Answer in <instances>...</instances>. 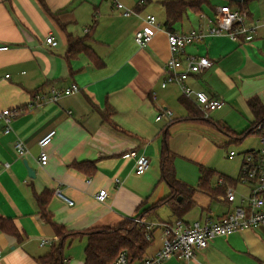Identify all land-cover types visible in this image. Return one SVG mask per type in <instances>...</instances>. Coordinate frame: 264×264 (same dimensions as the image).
Masks as SVG:
<instances>
[{"label": "crops", "instance_id": "1", "mask_svg": "<svg viewBox=\"0 0 264 264\" xmlns=\"http://www.w3.org/2000/svg\"><path fill=\"white\" fill-rule=\"evenodd\" d=\"M116 1L137 13L124 15ZM162 1L46 0L56 19L39 0H0V44L9 45L0 51V110L15 112L9 132L0 124V217L11 218L24 236L19 241L0 228V264H40L37 257L57 241L54 227L39 213L35 198V192L45 188L54 190L48 210L55 221L76 232L138 216L148 222L163 221L159 209H170L161 203L170 188L161 179L160 161L164 128L171 122L175 121L168 128V144L175 167L182 155L206 166L208 160L194 150L202 143L212 145L209 132L226 144L255 138L243 152L262 147L259 133L246 138L238 134L255 121L249 99L259 97L264 102V27L251 42L240 44L227 35H214L185 48L182 56H208L213 61L186 83L224 100L221 108L204 118L196 114L201 108L195 99L184 95L178 84L162 87L170 56ZM233 1L236 4L223 1L221 5L244 9L252 19L264 18V0ZM148 14L156 16L161 29L141 47L135 34ZM209 18L213 17L189 11L175 29L188 32L205 27ZM49 33L55 35L57 46L46 43ZM70 35L89 37L86 44L102 58V64L85 52L67 58ZM73 83L80 91L50 100L53 87L65 89ZM165 108L173 115L156 120ZM51 129L56 135L46 146L49 160L43 165L39 140ZM19 139L27 148L24 155L15 149ZM131 150L149 157L145 173L135 172L136 157L128 155ZM82 161L94 163L81 168L73 164ZM6 162L9 166L4 167ZM25 162L35 170L34 177ZM198 183L192 185L196 188L194 205L183 217L188 223L215 220L232 211L251 187L241 181L234 184L235 188L246 186L248 193L237 194L230 203L225 195L211 196L200 190ZM211 185L217 187L218 178ZM100 189L107 190L103 202L96 198ZM168 219H176L171 209ZM86 244V235L67 241L66 264H84ZM162 244L163 231L156 228L145 257L154 255ZM161 264H264V224L219 236L191 259L171 257Z\"/></svg>", "mask_w": 264, "mask_h": 264}, {"label": "built area", "instance_id": "2", "mask_svg": "<svg viewBox=\"0 0 264 264\" xmlns=\"http://www.w3.org/2000/svg\"><path fill=\"white\" fill-rule=\"evenodd\" d=\"M116 6L121 9L126 16L137 13L136 10L125 6L116 1ZM204 16V15H202ZM264 27V18L252 19L249 12L233 8L229 4L221 5L217 8L215 18H209L207 26L192 29L188 32L168 31L167 39L170 48V56L165 65V77L162 80V87L176 83L180 86L184 95L193 97L201 108L204 117L208 118L210 113L224 105V100L219 97L210 96L202 90H195L189 86L186 81L195 73H200L213 65V61L208 56H196L185 54V48L196 42L204 40L207 36L227 35L237 43H246L254 40L260 28ZM161 25L153 14H148L144 18V26L135 34V40L141 47H145L152 40ZM46 43L57 46L58 40L53 33L45 37ZM9 45L0 44V51L8 50ZM9 76V75H7ZM80 91L78 84L73 83L65 89L52 88L50 100L57 101L65 95H70ZM42 95H37L41 97ZM44 96V95H43ZM153 99L156 94L153 93ZM15 112L11 109L0 110V124L5 125V131L11 129V121ZM173 111L162 109L156 116V120L164 117H171ZM56 130L47 131L39 140L41 151L39 159L43 165L48 163L49 155L46 146L53 140ZM15 149L20 155L27 152V148L22 140H17ZM237 154L231 150L229 157L233 158ZM130 156L136 157L135 172L137 174L145 173L150 166V159L145 154H138L136 150L129 152ZM9 163H4V167ZM239 179L242 183L251 185L250 193L242 195L240 202L234 209L215 220H206L204 222L196 220L188 223L183 219L174 221L148 222L140 217H135V221L144 226L147 230L148 239H153L154 230L161 228L163 231V244L161 248L152 256L145 257L138 261H131L126 251H122L112 264H161L164 260L171 257L181 259H191L195 257L197 251L204 249L219 236H227L243 229L252 228L264 224V134L262 135V147L257 150L243 153V164L240 169ZM225 180L221 176L218 178V185H224ZM107 190L100 189L96 193V198L103 202L106 200ZM70 204L74 202L65 198ZM225 199L234 203L237 199L236 188L233 185L225 186ZM45 241L43 240V243ZM2 255L0 254V260Z\"/></svg>", "mask_w": 264, "mask_h": 264}, {"label": "trees", "instance_id": "3", "mask_svg": "<svg viewBox=\"0 0 264 264\" xmlns=\"http://www.w3.org/2000/svg\"><path fill=\"white\" fill-rule=\"evenodd\" d=\"M39 1L42 6L57 19V14L50 11L46 0ZM206 4H211V0H163L162 5L166 13V19L164 21L165 30L177 31L175 29V24L182 21L189 11L199 14L203 13L202 8ZM88 38L89 37L74 38L70 35L68 40L67 58H70L79 52H85L96 62V64L101 65L103 61L102 58H100L96 52L86 44ZM248 103L255 116V121L250 127L238 134V137L240 138H246L251 133H259L260 135L264 134V102L259 97H252L249 99ZM202 116L204 117V115ZM174 122L169 123L164 128V139L160 161L161 179L169 185L170 192L161 200V203L169 205L171 211L176 216V219H183L184 215L187 214L194 205L193 197L196 188L177 176L175 155L170 150L168 144V128ZM219 128L228 135L233 136V134L226 128L220 126ZM93 163V161H82L73 164L74 166L81 168L84 164L91 166ZM199 170L200 176L198 187L200 190L208 192L211 196L217 194L225 195V186L227 184L234 186V184L240 181L239 178L232 179L226 175H220L224 178L225 184L212 187L211 181L216 171L205 165H200ZM53 196L54 190L49 188H45L40 193L35 192V198L39 205V213L45 221L54 227L57 236V241L52 243L49 251L37 257L40 264H66L64 249L67 241L83 235H86L87 237L84 264H112L122 251L127 252L131 261L145 258L146 249L150 246L152 239L150 240L147 238V230L144 226L137 223L134 217L125 219L116 225L96 227L84 232H76L55 221L52 213L48 210V205ZM0 228L16 236L19 241L24 239L23 234L18 230L11 218L0 217Z\"/></svg>", "mask_w": 264, "mask_h": 264}, {"label": "rangeland", "instance_id": "4", "mask_svg": "<svg viewBox=\"0 0 264 264\" xmlns=\"http://www.w3.org/2000/svg\"><path fill=\"white\" fill-rule=\"evenodd\" d=\"M223 1L231 4H236V2L233 0H211V4H206L202 8L203 12L207 16L215 18L216 12L214 8L217 9L219 6H221ZM196 15L199 16V14L197 13ZM196 114L199 116L203 115L201 110L197 111ZM162 123L163 122H160V124ZM208 134L209 137L213 140L212 145L209 143H202L201 145H198L197 149H195L194 151L198 150L199 151L198 155L204 156L208 160V163H204V164H206V166L216 171L215 175L213 176V181L214 179H216L217 181V178H219L220 175H226L232 179H237L240 174V167L243 158L242 154L244 153L242 150H245L244 148L246 144L249 143L253 144L254 143L253 139L255 138L253 137H250L249 139L247 138L246 142L242 144H237L235 142H230L226 144V142L220 139L215 133L209 132ZM230 150H234L236 152H239L240 154L237 153V157L235 158H229L227 156V153ZM198 162L200 161H195L189 156L182 155V157L177 158L176 173L178 178H180L181 180L185 181L190 185H197L200 176V170H199L200 165L198 164ZM236 192L237 194H242V193L247 194L248 189L246 186L242 184H238L236 187ZM169 215H170V209L168 207L162 206L159 209V218L161 220L168 221ZM157 222H162V221H157Z\"/></svg>", "mask_w": 264, "mask_h": 264}, {"label": "water", "instance_id": "5", "mask_svg": "<svg viewBox=\"0 0 264 264\" xmlns=\"http://www.w3.org/2000/svg\"><path fill=\"white\" fill-rule=\"evenodd\" d=\"M25 165L28 169L29 175L34 177L35 176V170L28 164V162H25Z\"/></svg>", "mask_w": 264, "mask_h": 264}]
</instances>
